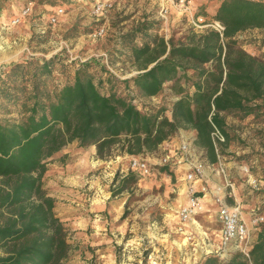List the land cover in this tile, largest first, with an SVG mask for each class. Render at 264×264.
<instances>
[{
    "label": "trees",
    "instance_id": "16d2710c",
    "mask_svg": "<svg viewBox=\"0 0 264 264\" xmlns=\"http://www.w3.org/2000/svg\"><path fill=\"white\" fill-rule=\"evenodd\" d=\"M214 19L223 24L222 33L207 29L186 42L155 34L133 45L138 73L122 80L104 63L100 68L107 76L97 80L88 70L96 58L71 61L74 75L63 83L53 74L56 57L0 67V94L12 107L0 116V264H65L71 251L68 230L44 175L49 158L72 142L95 146L99 159L115 149L137 156L156 151L180 129H192L195 145L210 163L217 162L230 140L226 114L247 116L264 104V58L235 38L250 28L264 29V0H222ZM190 70L195 80L187 89L179 82ZM115 82L125 85L128 96L117 92ZM131 82L145 97L161 94L167 82L181 87L172 92L177 99L166 112L164 104L138 105ZM13 112L16 116L9 115ZM215 128L224 136L217 147ZM137 180L128 172L112 193L129 190ZM257 227L246 253L239 250L228 259L209 254L203 264H264V222Z\"/></svg>",
    "mask_w": 264,
    "mask_h": 264
},
{
    "label": "rangeland",
    "instance_id": "374dc122",
    "mask_svg": "<svg viewBox=\"0 0 264 264\" xmlns=\"http://www.w3.org/2000/svg\"><path fill=\"white\" fill-rule=\"evenodd\" d=\"M103 2L110 4L109 8L103 13L96 12V5ZM200 3L201 0L196 7L191 0L187 10L168 7L163 17L161 6L165 2L162 0H0V67L30 58L56 57L53 74L63 83L74 75L75 64L71 61L96 58L98 62H91L88 70L97 80L99 76H107L100 68L102 63L117 78H130L138 73L131 51L133 45L150 41V36L155 34L186 42L192 34L202 32L194 28L192 19L199 15L214 18V15ZM27 6L30 10L21 16ZM57 7H62L64 13L52 24L49 18ZM18 17L20 20L14 22ZM100 28H104V34L97 36L95 33ZM235 38L247 52L264 58V29L250 28ZM194 80L190 70L188 75L180 76L179 84L191 89ZM115 83L117 92L127 95L125 85ZM171 84L164 83L163 92L154 97L142 95L132 82L130 86L138 105L164 104L168 112L175 100L172 92L181 87L178 83ZM129 94L132 96L133 92ZM7 108L12 107L0 94V116ZM9 115L16 116V113ZM242 116L238 112L226 114L230 140L221 146L219 155L227 174L236 181L235 199L242 206L250 228L247 245L243 246L248 250L259 228L252 223V218L255 214L264 218V104L260 110ZM181 131L184 136L195 133L196 137L194 130L180 129L173 135L174 140H180ZM95 153V146L83 148L72 142L47 163L44 185L56 199L55 212L65 222L71 244L65 264H203L207 255H217L219 248H213L214 241L206 234L216 238L212 230L221 228V223L214 218L215 211L204 210L191 220L180 222L176 192L182 186L176 179L181 172L171 170V166L162 170L156 164L165 153L162 149L143 155L153 163L154 174L147 178L135 174L137 183L116 194L112 191L119 180L131 171L129 155L115 149L110 157L99 159ZM241 165L248 166L247 174L241 171ZM77 201L82 205L79 208ZM105 202L107 207L103 209L100 204ZM95 213L104 220L100 223L103 228L97 229L105 232L104 238L97 233L89 239L92 243H88L81 235L75 237L81 231L92 233L90 225L83 222ZM236 251L239 249L226 257L218 256L228 259ZM201 252V258L197 259L194 254Z\"/></svg>",
    "mask_w": 264,
    "mask_h": 264
},
{
    "label": "built area",
    "instance_id": "2783aa9c",
    "mask_svg": "<svg viewBox=\"0 0 264 264\" xmlns=\"http://www.w3.org/2000/svg\"><path fill=\"white\" fill-rule=\"evenodd\" d=\"M162 1L165 2V4L161 6V15L163 17L167 13L168 7L178 6L187 10L189 7L188 4L191 2V0ZM109 6L110 4L106 2L99 3L96 5V12L103 13L109 8ZM29 10L30 6H27L21 11L20 15L24 16ZM63 13L64 9L62 7H57L50 15L49 22L52 24L57 23L59 17ZM19 20L20 17L16 18L14 22H18ZM192 25L194 28L200 29L202 32L207 29H213L222 33L224 30V26L220 21L202 15L193 18ZM104 31V28H100L95 34L101 36L104 34ZM175 99H177V97H175ZM212 139L217 147L218 142L224 141V136L217 128H215L212 132ZM194 141L195 137L184 136L183 132H181L179 141L174 140L172 135L159 146V148L165 153L156 164L167 166L169 168L171 166V170L174 168L173 171L176 170L181 172L179 181L182 186L181 189L184 201L177 210V216L181 223H185L205 210L204 197L210 191L207 184H205V171L207 168L215 169L214 172H217L223 178V183L216 187L215 195L213 196L214 201L218 205L217 215L221 222V228L218 231L220 244L217 255L219 254L221 257H226L232 250L238 249L246 253V248H238V246L248 241L250 228L248 222L244 218L242 206L235 199L233 181L229 178L220 155H217L218 160L216 163L207 162L202 156V150H199L196 147ZM143 155L144 154L129 156V169L139 178H147L154 174L153 163L149 162V160ZM240 169L243 173L247 174V165H241ZM232 198H234L235 201L229 203L228 201ZM263 221V216L259 214H255L252 218V223H254V225Z\"/></svg>",
    "mask_w": 264,
    "mask_h": 264
},
{
    "label": "crops",
    "instance_id": "0c3cea01",
    "mask_svg": "<svg viewBox=\"0 0 264 264\" xmlns=\"http://www.w3.org/2000/svg\"><path fill=\"white\" fill-rule=\"evenodd\" d=\"M198 1L199 0H192V2H194L195 3V6L197 7V5H198ZM221 1L222 0H201V5H203V7H204V10H206L208 13L210 12L211 13V15H214L215 14V12H216V10H217V8L219 7V5L221 4ZM181 132H183V131H181ZM180 132V133H181ZM194 134L195 133H193L191 136H193L194 137ZM95 150H93V152H94ZM214 170L215 169H213V168H207L206 169V171H205V184H207V186L209 187V189H210V191H209V193L204 197V207H205V211H207V213H209V212H212V211H215V215H214V218H216V220H218L219 221V219H218V215H217V208H218V205L216 204V202L214 201V199H213V196L215 195L214 193H215V191H216V187L217 186H219L220 184H222L223 183V178H222V176L221 175H219L217 172H214ZM164 173H166V172H164ZM160 174H162V173H160ZM228 175H229V178H231V180L233 181V184H234V194H235V197H237V195H236V193H237V191H236V189H235V185H236V181H234L233 180V178H232V176L230 175V173L228 172ZM171 179V178H170ZM179 179L180 178H178V179H176L177 181H179ZM177 193V195H178V201H179V206L181 205V203L184 201V196H183V192H182V189L181 190H179L178 192H176ZM181 196H180V195ZM206 198H208V199H206ZM207 201V202H206ZM210 202V203H209ZM80 205H81V203L80 202H76V207L77 208H79L80 207ZM82 206V205H81ZM100 207L101 208H103V209H105L106 207H107V205H106V202L104 203V204H100ZM90 209V211H91V207L89 208ZM211 215H213V214H211ZM216 216V217H215ZM211 217V216H210ZM101 218H102V215H99L98 213H95V214H93V216L91 217H89V218H87V219H85L84 220V222L83 223H88L89 225H90V227L92 228V233H88V232H83V231H81V232H77L76 233V236L75 237H78V236H82L84 239H86V241L88 242V243H92V242H90V238L91 237H95V235L97 234V233H100L101 235H100V237H102V238H104V235H105V232L104 231H102V230H97L98 229V227H100V228H103V226H101L100 225V223H104V220H101ZM106 222H107V220H105ZM220 222V221H219ZM221 223V222H220ZM220 227H221V225H220ZM93 229H96V230H94L93 231ZM217 229H214V230H212L214 233H213V235H215L216 236V238H212V236H211V233H207L206 232V234H207V237H210V239L211 240H213L214 241V243H212V246H213V248H215V249H217V248H219V237H218V231H216ZM255 239H256V234H255V236L252 238V243L255 241ZM68 241H69V243H70V240L68 239ZM244 245H247V242L246 243H244V244H242V245H239L238 246V248H242ZM251 245V244H250ZM234 249H235V247H234ZM202 252L201 253H198V255H196V254H194L195 256H196V258L197 259H200L201 258V256H202Z\"/></svg>",
    "mask_w": 264,
    "mask_h": 264
},
{
    "label": "bare ground",
    "instance_id": "6f19581e",
    "mask_svg": "<svg viewBox=\"0 0 264 264\" xmlns=\"http://www.w3.org/2000/svg\"><path fill=\"white\" fill-rule=\"evenodd\" d=\"M7 58H10V57H7ZM206 199H208V198H206ZM207 202V201H206ZM210 203V202H209ZM197 224V223H196Z\"/></svg>",
    "mask_w": 264,
    "mask_h": 264
},
{
    "label": "water",
    "instance_id": "95a60500",
    "mask_svg": "<svg viewBox=\"0 0 264 264\" xmlns=\"http://www.w3.org/2000/svg\"><path fill=\"white\" fill-rule=\"evenodd\" d=\"M151 66H152V65H151ZM151 66H150V67H151Z\"/></svg>",
    "mask_w": 264,
    "mask_h": 264
}]
</instances>
